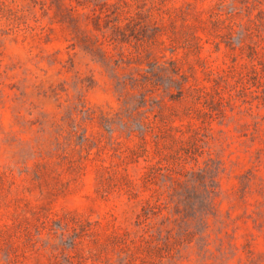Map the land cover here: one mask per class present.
Instances as JSON below:
<instances>
[{
  "label": "rangeland",
  "instance_id": "1",
  "mask_svg": "<svg viewBox=\"0 0 264 264\" xmlns=\"http://www.w3.org/2000/svg\"><path fill=\"white\" fill-rule=\"evenodd\" d=\"M0 264H264V0H0Z\"/></svg>",
  "mask_w": 264,
  "mask_h": 264
},
{
  "label": "trees",
  "instance_id": "2",
  "mask_svg": "<svg viewBox=\"0 0 264 264\" xmlns=\"http://www.w3.org/2000/svg\"><path fill=\"white\" fill-rule=\"evenodd\" d=\"M172 76L173 78H171L170 80H173L174 77L179 76V80L175 82V86H176L175 88L178 90L179 95L183 96L188 90H190L189 87H186V84L188 83V78L184 75H180L179 69L177 68L172 69ZM133 81H134V86L143 87L144 89H146V86L148 84L147 79H145L144 81H141L139 79H133ZM134 126H136L137 130L140 132V135H142L143 140H146L144 139V137L149 131L154 130V122L148 116H144L140 121L135 122ZM105 128L108 131H111V125H107ZM143 150L146 151L144 145H143ZM163 172L164 173L167 172L166 175ZM169 172H171L169 166H160V165L155 166L151 168L150 172L148 173L145 179L147 180V182H153L159 177H163V176L172 177V174ZM205 175H206L205 171L192 172L191 175L189 173L183 175L185 178L189 176L187 180H182L181 178L173 179L172 180L173 185L169 192L170 201L175 202L177 206L181 203L186 205L188 202L192 201L195 198L194 197L195 195L192 196L190 189L188 188L187 183L189 182L200 183L202 185H205L206 191L210 194L213 193L215 191L213 181L211 180L210 185H206V181L203 180V178H206ZM158 202L159 203L153 205L147 203L146 207L143 210V214L139 216V224L146 222L151 216L161 214L162 211L167 208L166 207L167 204H169L167 200L165 202L163 201H158ZM165 219L169 220V217H165ZM177 240L180 243H184L187 241V239H177Z\"/></svg>",
  "mask_w": 264,
  "mask_h": 264
}]
</instances>
